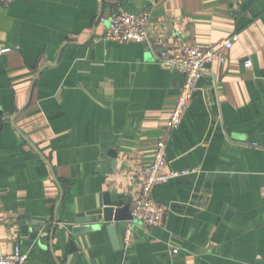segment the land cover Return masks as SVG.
<instances>
[{
    "label": "crops",
    "instance_id": "obj_1",
    "mask_svg": "<svg viewBox=\"0 0 264 264\" xmlns=\"http://www.w3.org/2000/svg\"><path fill=\"white\" fill-rule=\"evenodd\" d=\"M147 6L0 7V215L9 219L0 222V256L20 246L25 264H264V0H157L148 40L103 39L118 11ZM234 34L226 61L210 64L182 125L169 131L183 75L160 52ZM159 140L163 172L187 171L152 190L164 224L134 221L128 251L126 222L117 244L103 222L73 235L67 225L102 207L106 192L129 201Z\"/></svg>",
    "mask_w": 264,
    "mask_h": 264
},
{
    "label": "built area",
    "instance_id": "obj_2",
    "mask_svg": "<svg viewBox=\"0 0 264 264\" xmlns=\"http://www.w3.org/2000/svg\"><path fill=\"white\" fill-rule=\"evenodd\" d=\"M157 0H148V6L142 11H129L121 9L108 21L103 39L119 43L145 42L149 39L152 10ZM13 0H0V7L8 6ZM239 41L238 34L222 39L207 48L191 45L185 46L180 51L171 53L161 51L158 60L166 65H171L183 75V83L180 89L175 107L167 122L169 131L178 129L184 120L190 103L198 89L199 81L210 72V64L214 61L224 62L228 51ZM0 51V53L5 52ZM252 62L247 60L246 67ZM167 163V142H157L155 157L149 167H141L134 175L133 180L138 184V189L132 190L128 195L131 202L132 220L126 222L122 237V247L128 251L134 244V221L154 227L164 224L166 207L152 198V190L155 185L177 175L186 174L187 171L165 174L163 169ZM0 222L9 223V219L0 215ZM175 251V250H174ZM28 254L23 252L20 246L14 251L0 256V264H25Z\"/></svg>",
    "mask_w": 264,
    "mask_h": 264
},
{
    "label": "water",
    "instance_id": "obj_3",
    "mask_svg": "<svg viewBox=\"0 0 264 264\" xmlns=\"http://www.w3.org/2000/svg\"><path fill=\"white\" fill-rule=\"evenodd\" d=\"M130 220H132L131 202L127 201L123 194H118L117 197L113 198L109 192H106L102 207L78 215L74 223L67 225V228L73 235L77 236L88 230L100 228L101 222L107 223V229L114 243L117 244L120 223ZM40 226L38 225L35 230L39 231ZM22 233L23 235L28 233V227L25 223H22ZM35 235L37 236V233ZM74 249H76L75 244L71 242V250Z\"/></svg>",
    "mask_w": 264,
    "mask_h": 264
}]
</instances>
